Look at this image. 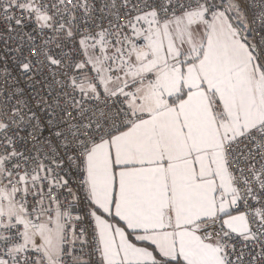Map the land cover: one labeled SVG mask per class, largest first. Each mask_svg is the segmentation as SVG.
Instances as JSON below:
<instances>
[{"label":"snow or ice","instance_id":"6c2138e0","mask_svg":"<svg viewBox=\"0 0 264 264\" xmlns=\"http://www.w3.org/2000/svg\"><path fill=\"white\" fill-rule=\"evenodd\" d=\"M0 264H264V0H0Z\"/></svg>","mask_w":264,"mask_h":264}]
</instances>
